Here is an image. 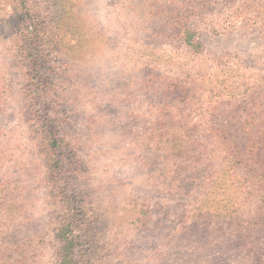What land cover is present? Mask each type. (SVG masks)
Listing matches in <instances>:
<instances>
[{"label": "rangeland", "instance_id": "374dc122", "mask_svg": "<svg viewBox=\"0 0 264 264\" xmlns=\"http://www.w3.org/2000/svg\"><path fill=\"white\" fill-rule=\"evenodd\" d=\"M261 195L264 0H0V264H264Z\"/></svg>", "mask_w": 264, "mask_h": 264}, {"label": "trees", "instance_id": "16d2710c", "mask_svg": "<svg viewBox=\"0 0 264 264\" xmlns=\"http://www.w3.org/2000/svg\"><path fill=\"white\" fill-rule=\"evenodd\" d=\"M53 137H51V139H52ZM261 198L262 199H264V195H261ZM256 225H258V224H256ZM71 242H69V243H67V247H68V245L70 244Z\"/></svg>", "mask_w": 264, "mask_h": 264}]
</instances>
